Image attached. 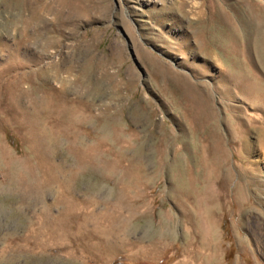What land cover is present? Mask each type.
I'll return each mask as SVG.
<instances>
[{
    "label": "rangeland",
    "instance_id": "obj_1",
    "mask_svg": "<svg viewBox=\"0 0 264 264\" xmlns=\"http://www.w3.org/2000/svg\"><path fill=\"white\" fill-rule=\"evenodd\" d=\"M257 33L264 47V0H0V107L10 108L9 95H17L16 108L30 113L35 95L37 103L46 98L77 110L62 117L58 129L64 134L55 139L25 136L0 122V264L178 263L185 237L178 234L179 209L167 189L179 184L181 148L187 145L192 162L203 141L204 89L225 134L230 115L223 114L215 87L223 73L263 76ZM229 103L251 111L238 100ZM242 157L229 156L232 181L215 239L221 264H264V182L256 186L252 172L242 171ZM77 159L82 169L69 183ZM248 159L257 163L253 173L260 178L264 155ZM40 160L48 172L25 180L27 189L9 180ZM134 178L143 187L133 189ZM236 180L245 190L241 213L230 195ZM103 213L113 217V230ZM153 241L159 251L140 254Z\"/></svg>",
    "mask_w": 264,
    "mask_h": 264
},
{
    "label": "bare ground",
    "instance_id": "obj_2",
    "mask_svg": "<svg viewBox=\"0 0 264 264\" xmlns=\"http://www.w3.org/2000/svg\"><path fill=\"white\" fill-rule=\"evenodd\" d=\"M225 25L228 26V31L232 34L233 33L232 28L233 27H231V25H229L227 22L225 23ZM223 35H225V34H223ZM228 35H229V33H228ZM228 35H227V38H228ZM256 42H257L256 48H257L258 57L260 58V60L263 64V67H264V47H263V42L260 38V35H258V33L256 34ZM257 69H259V68H257ZM241 70H243V69H241ZM242 72L240 73L239 76H236V75L230 74V73H223V75L221 76V80L219 82L220 86L215 87L219 93L218 94L220 97L219 99L225 105V107L222 108V110L224 112L223 114H225V117L230 115V117L228 116V119L225 122V124H226L225 134H221L217 129L218 118H217L216 114L214 113L215 110H213L211 107L212 106V104H211L212 98L209 95V91L207 92L204 89V91L201 94V96H202L201 102L203 104L201 106L202 107L201 109L203 110V115L201 118L202 127H200V131H203V132L205 131V134L202 138L203 141L201 142L200 145H198V147L196 148V151L194 153L192 152V155L194 154L193 157L191 156L192 162H190L188 157L186 156L187 155L186 150H188V149H186V148H188V147H186L187 145H184L183 148H181V150L185 153V156L183 155L182 159H181L182 160V169H181L180 175L176 176V177H179V181H178L179 184L176 188L169 187V189H167L168 191H170V193L173 194V196L176 200V203H177V207L179 209L178 210L179 215H178V220H177V224H178L177 226L179 227L178 234L180 237H183V236L185 237V242L183 243V245L179 248V250L177 252L178 257H179V262L178 263L176 262V264H221L220 248L216 243L215 237H216V232H217L218 211H220V209L222 207H224V205L226 204V201L224 199V196L226 195L225 192H227L229 190V185H228L229 181H232V178H231V175L229 172L230 166H231L230 160H229L230 155L232 156V158H233V156L234 157L236 156L238 158L239 154H243L241 161L243 162L245 168L242 171H244V173H247L248 170H249V172H252L251 179L254 181L256 186L259 184L261 185V182H264V174L260 175V178L258 176L256 177V175L254 174L256 172L255 167L257 166V163L255 162V160L254 159H248L249 155L254 153V152H255V154H256V152H257V154L259 152V153L264 155V73L262 74L263 75L262 77H259L258 75H256L253 72H249V71L246 72V70L243 73ZM43 85L45 86V84H43ZM189 86H191V84ZM191 87H193V84ZM8 88L9 89L7 92H10L12 90L11 84L8 86ZM37 88H38V86H37ZM198 91H200V90H198ZM63 94L64 93H62V95ZM198 94H199V92H198ZM22 96H24V95H22ZM30 96L32 97V94H30ZM33 96L34 97H32V99H33V104H34V110L29 113L28 111H25L23 108L17 109L19 106L18 105L19 98L17 97V95L15 97L13 95H9L7 100H8V102H11V103H9L10 108H4L3 109L0 107V118H2V120L0 121L1 124L3 123V124L15 125L17 132L22 134V135H25V136L38 135L41 137L44 136V138L47 137L48 139H55L58 136L64 134L62 132V130L58 129V126L60 127L59 124L61 123V119L64 116L71 118L72 115L75 114V112L77 111L76 107L75 108L66 107L65 103H63V104L62 103H56L52 100H46V98L45 99L41 98V99H44V101H40V103H37L35 100L37 98H35V95H33ZM64 100H66V99L64 98ZM198 100H199V98H198ZM234 100H238L239 102L245 104L249 108V110H251V111L249 113L246 111H242V110H240L241 106H235L234 104L229 103V102L234 101ZM30 103H32V102H30ZM67 104H68V102H67ZM234 112H235V116L233 115ZM7 118L9 120H7ZM9 121L11 123H8ZM67 127H68V125H67ZM250 133L254 136V141H249L247 139L248 135ZM188 136H189V132L186 133L184 137H188ZM26 139H29V138H26ZM37 140H36V142H38ZM33 141H35V140H33ZM45 141H47V140H45ZM36 142H34V144ZM40 143H42V142H39V144ZM43 146H45V144H43ZM3 147H4V145H3ZM42 148H44V147H42ZM1 149H0V159L4 158V154L2 153L4 151ZM36 149H39V148L36 147ZM90 149H92V148H90ZM95 149H96V147H95ZM44 150L42 149V152ZM99 152H100V150H99ZM26 153H27V151H26ZM30 153H32V152H30ZM48 154H50V152ZM34 155H35V153H34ZM40 155H42V154H40ZM244 155H245V157H244ZM43 156H41V157H43ZM8 157H9V155H8ZM8 157H6V158H8ZM41 157L39 156L40 159L44 158V157L43 158H41ZM9 160L10 159L8 158V162H9ZM30 160H31V158H30ZM95 160L96 159H94V161ZM179 160L180 159H178V161ZM36 161H37V159L35 160V162ZM75 161L76 162L74 164V168L72 169V171L70 170V172H69V183H73L74 174H75V173H73L74 170L78 171V170L82 169V164H81L80 159H77ZM12 162H13V160H11L10 163H12ZM27 162H28V160H27ZM37 163H35L37 166L34 165L35 166L34 168L26 164L27 166H25L23 170H21V168H20L21 172L16 173V175L11 177L10 179H9V176H7L8 172L6 174H4L3 176L5 179H7V178L9 180L12 179L11 181H13L17 186H21V188H23L25 190V189H27L26 186L29 184V183L26 184L25 180H32V181L34 180L35 181L40 176H43L44 164H42L43 162H41V160H40V162H37ZM6 166H8V165H6ZM12 166H13V164H12ZM0 168H2V166ZM5 170H6V168H5ZM4 172H6V171H4ZM10 172H11V169H10ZM14 172H15V170H14ZM47 172L48 171H46V173ZM46 173H44V174H46ZM48 174H50V173H48ZM59 174H60V172H59ZM60 176H61V174H60ZM42 178H44V177H42ZM177 180H178V178H177ZM129 181H131V184H132L131 186L135 190L143 187V185H144L143 181L139 180L138 178H134V179L129 180ZM46 182L50 183L48 181H46ZM7 184H8V182H7ZM39 184H41V183H39ZM0 185H1V181H0ZM214 185L217 186L216 190L213 189ZM38 186H39L38 187L39 189L38 188L37 189L40 191L37 190L38 191L37 193H39V194L43 193L40 185H38ZM68 186H69V184H68ZM1 187H3V186L1 185ZM34 188H35V185H34ZM234 188H235V191L230 192L231 193L230 195L232 196L233 202L238 207V211H239L238 213H241L246 208L245 205L243 204V194H244L245 190H244V187L242 185L237 183V180L235 182ZM7 190H9V189H7ZM67 190L68 189H66V192H67ZM256 190H258V191H256L258 194V192H260L259 188H256ZM53 192H52V194H53ZM32 193H33V191H32ZM28 195H27V197H28ZM62 195H64V194H62ZM55 196H56V193H55ZM29 197H30V195H29ZM255 197L257 198V201H259L258 200L259 195L255 196ZM58 198H55V199L57 200ZM260 198H262V197H260ZM32 199H33V196H32ZM72 199H74V198L72 197ZM72 199H70V200H72ZM25 200L27 201V199H25ZM44 200H45V198H44ZM44 200L42 202H44ZM60 200H58V203ZM36 201H38V200L36 199ZM39 201H40V198H39ZM63 202H65V201H63ZM63 202L61 204H63ZM55 203H56V201H55ZM61 204L59 203V205H61ZM23 205H24V203H23ZM259 205L263 206L264 203L259 202ZM58 206L55 205V207H58ZM46 207H44V208H46ZM48 209H50V208H48ZM133 209H136V208H133ZM48 211H46V212H48ZM41 212H42V210H41ZM107 213H103L101 216L107 217L105 219L111 225L110 226L111 228H109V229L113 230V222H114L113 217L111 215H108ZM41 214L43 215V213H41ZM48 214H49V212H48ZM141 216H142V214L139 211H137L136 217L140 218ZM47 217H50V215ZM53 219H54V217H53ZM89 219H87V220H89ZM164 219L167 221H170L169 222L170 224L173 223L172 222L173 217L168 212L164 215ZM93 220H94V218H93ZM98 220H100V218ZM63 225H65V224H63ZM41 227H43V226H41ZM44 228H46V227H44ZM97 229H98V227H97ZM44 231L46 232V230H44ZM99 231L104 232V230H101V229ZM69 233H67V234H69ZM111 233H110V235H111ZM59 234L61 235L60 232H59ZM67 234H66V237H67ZM105 234H107V233H105ZM64 236H65V234H64ZM76 236H78V235H76ZM111 237H112V235H111ZM39 238H40V236H39ZM67 240H68V238H67ZM107 240H108V238H107ZM62 242H63V240H62ZM57 244H59V243H57ZM73 244H75V243H73ZM46 245H47V243H46ZM46 245H45V248H46ZM62 245H63V243H62ZM98 245H99V243H98ZM41 246L43 247V244H41ZM104 247H105V245H104ZM111 248L112 247H110V250H111ZM55 249H56V247H55ZM158 251H159V244H158V242L153 241L152 244L150 245V247H148L146 249H144L142 247L140 249V254L152 256ZM190 257H192L191 261L194 263L190 262V260H189Z\"/></svg>",
    "mask_w": 264,
    "mask_h": 264
}]
</instances>
